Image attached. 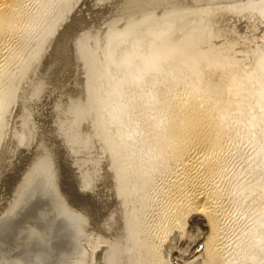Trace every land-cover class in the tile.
<instances>
[{"label": "rangeland", "instance_id": "obj_1", "mask_svg": "<svg viewBox=\"0 0 264 264\" xmlns=\"http://www.w3.org/2000/svg\"><path fill=\"white\" fill-rule=\"evenodd\" d=\"M109 1L111 2V0H100V1L87 0L85 4L89 6L91 5L90 7L92 8H88V6L83 8V12H85L84 19L86 20L82 22L80 21L77 22L76 25L72 27V30L69 28L70 30L68 29L67 32L60 29V27L64 23L63 20L65 19V15L62 14L65 13L66 7L68 6L67 5L68 0H26L24 6L25 9L27 7V10H25L26 12L24 11L25 12L23 15L24 17L21 20L23 29L25 31L24 32L25 35L23 36L17 35V37L15 38L16 40L13 43L14 46H12L13 44H11L10 47L8 48L9 49L8 55L13 56L15 59L13 57H8V55H6L7 57L5 56L4 61L2 62L3 64L0 63V68L1 66L3 67L0 70L1 87L3 85L2 83L5 84L4 80H6L5 78H7L8 70L13 67L14 70H9V73L10 72L13 73V71L17 69L19 70L20 67L19 65L23 61L26 62L27 58L29 60L30 56L34 57L33 54L34 53L36 54L38 52L37 49L39 48V46L42 44L43 41L47 40L51 36L52 32L55 30L54 27H56L60 22L62 24L60 23L58 25V33L61 35L60 38H64L65 40L64 41L61 39L59 43V50L62 56H66L67 58L72 54L71 51H72V45H74V41H76L75 48L77 47L76 49L78 51H80L84 47L89 49L87 50L88 55H90L88 56L89 60L87 61L85 59L84 61V59H82L83 63L81 62L80 65L81 67L80 66L79 67L83 68L86 65L85 68L88 66L90 70L88 68H86L83 71L82 69H80L82 71L81 72L82 75L79 74V77L80 78L86 77L84 78L86 79L85 82L87 81L86 87L88 88L89 93H91V95H93L94 97L95 108L97 109L98 116L99 115L101 116V117L99 116L100 123L104 125L105 128H107L105 129L107 133L104 139L107 140L106 141L107 144H111L110 146L108 145L109 149L112 150V152H114L115 154L114 159H117V160L113 159V163H114L113 167L116 166L114 167L116 174H119L118 176L122 177V179L119 178L120 179L119 181L121 182L120 189H123L124 192L127 190L125 192L126 196L124 198L128 197L127 199L130 204V207H133L131 209L133 210V212L138 213L137 216L139 219L136 224L141 229H140V233L136 235L135 237L136 241L134 243L138 247L142 246L141 248L150 246L148 249H145L146 252L148 251L147 253L149 255L142 250H140L141 252H139L137 255L141 259V262L153 261L152 264L153 263L156 264L155 262L159 261L157 257L161 255L163 257L164 255H166V253L171 248V246L175 245L173 244L174 243L173 236L176 235L177 231H175L174 229L175 227L173 225L174 223H172L173 222L172 219L174 217L173 211H175L174 209L175 205L179 203L180 202L179 199H181L179 195L177 194L173 195V192L171 191L172 187L175 185L174 183V180H176L175 175L181 170V167L179 165H175L174 163L170 164L166 162L167 158H165L164 156L163 157L153 156L155 149L153 148L154 146L152 145L154 144V141L164 140L161 136L162 134L160 133V129H159L161 125H163L164 120L167 117V112L165 110V106L163 105V103L165 104V102L169 101L170 99L172 100L173 98H175L176 99L175 101L177 102L180 100V98L182 100L186 98L187 95L188 96L192 95L193 99L196 98L199 99L201 96L202 98H205L203 102L204 106H206L207 108L208 107L211 108L212 106V109L214 108L213 111H215L214 113L217 115H219V113L225 114L224 129H223L224 135L222 134L223 144L221 145L222 148L220 149L222 153L219 151V156L220 157L222 156V158L218 157L220 159V160L218 159L219 160L218 163L220 162V165H217V169L214 173L215 175L214 176L212 175V178L210 177L209 179L210 181L208 180L206 182L203 181L202 179H199L200 181L195 180L196 184L199 181L198 185H201V187L203 188L206 187L205 189L209 188V190L208 189L207 190L211 192L215 197L218 210L222 213V214L220 213L221 219H224L221 220L223 222V223L221 222L222 223L221 225L223 227L222 233L223 232L225 233L221 234L222 236L220 237V241H221V247L223 248L224 244L226 243L225 247L227 248L226 249L224 247V249L221 250L222 256L225 258H227L228 254L230 257L235 256L234 259L236 260L237 263L234 262V264L235 263L264 264L263 244L254 245L252 248H250L251 247L250 235L256 233L257 231L261 234L262 233L264 234V231L260 232V228L261 231L262 229L264 230L263 228L264 225L263 227H260L259 225L260 222L264 219V104H263L264 94L260 96L258 95L259 97L261 96L263 97L260 98L261 100L257 98L258 96L257 94H255L257 93V90H255L256 89V87H254L255 85L254 84L252 85L253 82L251 83L249 82V85L247 86L248 88L246 87L248 90L247 89L245 90L243 88L233 89L230 87L231 85L230 82L232 80L231 78L234 77V75L236 74L243 75L244 77L248 73H251L250 70L253 69L256 66L255 64H257L256 62H258L257 58L259 56L261 57L264 56L263 54L264 53V37H263L264 15H262L264 14L263 0L252 2L247 5H243V4L217 5V6L209 5V7H211L209 8L210 10L208 9V5H202L199 7L187 5L181 7L157 6V7H144V8H127V9H119L117 6H114V8L116 9H113L114 11L108 10L110 11L108 13L106 12L107 9L105 7L107 5L106 3H108ZM100 3L103 4V6H101ZM233 6L236 7L233 8ZM239 6H241L242 8ZM94 7L95 8L100 7L97 9V11L100 10L101 8L102 9L97 12L96 10H93L95 9ZM237 8H240V10ZM135 9L137 10L135 11ZM193 9L196 11H193ZM231 9H233V11H231ZM253 9L255 10L253 11ZM200 10L203 12H201ZM188 11L190 14L188 13ZM256 11L260 12V14H257L258 12ZM191 12H193L194 14H192ZM99 14H101L102 16ZM191 14L192 16H190ZM196 14L198 15V17H195ZM226 15L229 17V20ZM146 17L148 18L146 19ZM200 17H202V19ZM170 18H172L171 19L172 21H170ZM174 18H177L179 21H180L179 18H181V21L179 22L177 21V19ZM87 19L90 20L87 21ZM92 19H96L97 21ZM182 19L184 21H182ZM210 19L212 20L210 21ZM175 20L178 23H175ZM205 20L208 23H206ZM213 20L215 22H212ZM201 21H203L202 24L200 23ZM161 22L164 23L161 24ZM167 22L172 27L169 24H165ZM80 23L81 24L84 23V24L81 25ZM101 23L102 24L105 23V24L101 26ZM185 23L188 24L190 27H188V25H186ZM192 23L194 25L198 23L200 26L198 27L197 24L195 27ZM204 23L205 26L207 27L209 25L208 30L210 29V31L207 30V27L205 28V26L203 25ZM106 24L108 25L105 26ZM181 24L185 26L183 27ZM90 26L91 28H89ZM97 26L99 28H97ZM164 26H167V28ZM191 27L194 28L192 29ZM93 28L97 31V32L94 31V34L96 32L95 35L93 34V32H90L94 30ZM157 28L158 30L160 28L162 30L158 31ZM195 28H197V31H195L196 30ZM198 28L201 29L203 28V30H205L206 32H204L201 29L200 32ZM81 30H83V32H81ZM86 30L89 31V33L93 34V36L95 37L89 34ZM187 30L189 32H187ZM60 31L61 32L63 31V33H65L66 35L61 33ZM27 32L29 35L27 34ZM162 32L163 34H161ZM82 33L84 34V36ZM195 33L197 34L195 35ZM71 34L74 35V37ZM157 34L159 39L156 37ZM75 35L77 36L78 39L76 38ZM89 35L91 36V38ZM152 35L154 36L151 37ZM153 38L157 39L156 42L158 44L155 43V40L152 41ZM190 38L191 40L195 41V43L193 42V44L197 48L203 49L205 47H212L213 50L217 49V51L222 53V55L226 53L224 56H231L230 58H233V62H230L231 65L218 64L213 66L214 64H211L208 61H204L205 63L203 62L201 67L202 71L203 70L204 71L200 75L201 77L202 76L203 77L202 78L200 77L199 79L195 75L197 69L196 70L188 69V71H186V69H182L181 71L173 72L175 71L173 70V65H178L179 62L184 63L183 61H185V59H188V57L191 56L192 54V51H190V48L192 49L191 45H188V48H186L187 45L182 46L180 44L179 46H181V48H177L180 42L186 40L188 41ZM82 41L85 44L82 43ZM88 41L89 43L90 42L91 43L89 44ZM150 41H152V43ZM86 42L88 47L86 46ZM168 42L169 43L171 42L172 45L169 44ZM153 43L156 45V47L157 46L158 47L157 48L154 47ZM164 44L168 45V47L165 46ZM174 44L177 45L174 46ZM63 46L66 47L64 48ZM63 48L64 49L67 48V49L64 50ZM164 48L168 49L167 53L163 52ZM261 48L263 51L261 50ZM179 49L181 50L183 49V50L179 51ZM186 50H189L190 53H188V51ZM10 51L11 54L13 52L15 54L13 53V55H11ZM63 51L64 54L66 53L67 55H63ZM68 52L71 54H69ZM171 52L173 54H171ZM16 53L17 55L18 54L20 55L16 56ZM177 56L178 57L181 56V57L177 58ZM10 58L11 61L13 59L15 65H13V62L10 61ZM153 59H155V62L161 63L163 68L162 66L160 68L158 67L159 63L157 65H154L153 67L146 65L145 63L146 61ZM157 59L158 61H156ZM16 61L18 62L19 65H17ZM88 62L89 64H87ZM5 63H7L8 65L7 64L5 65ZM83 64L84 66L82 67ZM233 64L235 65V67ZM239 66L241 67L240 69ZM242 69L244 70L242 71ZM23 70L21 68V70L19 72L17 71V73L20 74V72L22 73ZM86 70L90 71V73L89 72L87 73ZM83 72L87 73L86 76ZM136 73L138 74L136 75ZM88 76L90 77L91 80L88 78ZM191 76L192 77L194 76L193 79H191L192 78ZM228 80H230V82H228ZM88 82L92 84L89 85ZM196 82L198 84H196ZM91 89L93 90L92 91L93 94L90 91ZM2 91L3 90L0 91V100H1L0 107H2L0 108L2 111V112L0 111L1 112L0 116L2 114H5L6 112L5 110H7L11 102L10 98L8 99L7 97L4 96L5 95L4 91H3L4 93H1ZM203 91L206 92L204 93ZM209 92L210 94H207ZM152 94H155L157 97L155 101H152L150 99ZM240 94H243V97ZM205 96L207 97V99ZM244 97L246 98V100ZM242 99H244V101ZM206 101H208V104H206L207 103ZM164 114H166V116ZM163 116L165 117L163 118ZM2 119L4 120V117H0V123H1L0 133L4 130V125H3L4 123L1 122L3 121ZM161 122L163 123L161 124ZM160 137L162 139H160ZM120 145L121 147H119ZM46 156L47 154L44 155V157ZM51 157H55V156L51 154ZM163 160L166 162V164H168V166L166 164L162 165V162H164ZM152 161L153 162L156 161V162L154 167L150 168L152 166H150L149 163ZM147 166L149 167L147 168ZM119 169L122 170L119 171ZM37 176L38 178L36 179H38L37 180L38 183H36V188L32 189L31 190L32 192L30 194H33V192H35L34 198L33 200L32 199L31 200L34 201L37 198L40 210L42 209L45 211L42 213L44 214L42 216L39 213V216L41 217L40 218L41 224H43L42 228L45 230V232L47 231L46 232L47 234L44 235L43 238H48L49 240L53 239L55 240L54 242L56 243H58V241H61L62 244L68 242L66 240H69V238L71 240L74 239L75 242L74 240L72 241L73 247L76 248L79 247L78 249L80 250L83 249L84 251L86 250L87 252H92V253H95L97 248L100 249L101 246H102L101 250H103V248L109 245L104 235L98 229H95L96 228L95 225L93 226L91 225L92 227L90 226V228H87L86 226L87 222L81 220V216H79L80 214L77 215L75 213H70L71 215L70 216L67 213H65L63 211L64 208L62 203L63 200H61L62 198L61 199L55 198V195L51 194L52 191L49 189L50 186L43 180V178L45 177L43 176L42 178L39 175ZM144 176L148 177V179L145 182L146 185L144 184L143 186L141 185V182L143 181ZM123 179L125 180V183ZM138 185H141L140 187H142V189L139 188L136 190V188H138L137 187ZM122 186L124 188H122ZM168 187H170L171 189L168 190L169 189ZM39 188H41V191ZM129 194L130 196H132L131 199L130 196H127ZM143 196L145 199L143 198ZM143 199L145 201H143ZM172 199L175 200L172 201ZM132 203H134L133 205H137V206L134 207ZM137 203L140 205V207ZM166 214L167 216H165ZM66 218L68 220H65ZM71 220L74 221L72 222ZM193 223L198 224L195 225L196 227L197 226L198 227L196 228L195 226H191V223L188 224L189 226H186L187 231L185 230L186 236L180 237L181 241L185 239L182 242L188 244L189 243L188 238L193 235H196L199 229L205 230L204 232H207V229H205L204 226V222L196 221ZM70 227L72 229L74 227L73 230L77 231V233L73 232V230ZM48 229L50 230L53 229L54 235H51L53 234V232L50 234L49 232L50 230ZM78 229L82 231L80 232ZM79 234L83 236H80ZM177 235H179V232L177 233ZM77 236L80 238H78ZM221 238L224 239L223 240L224 242L222 241ZM61 239L64 241H62ZM99 249L97 253L100 252ZM150 250L152 251V253L150 252ZM153 253L154 255L155 253H157L155 255V257L157 256L156 259H152L151 257H149L152 256L151 254ZM88 264H100V263L96 260L92 261L90 259Z\"/></svg>", "mask_w": 264, "mask_h": 264}, {"label": "bare ground", "instance_id": "obj_2", "mask_svg": "<svg viewBox=\"0 0 264 264\" xmlns=\"http://www.w3.org/2000/svg\"><path fill=\"white\" fill-rule=\"evenodd\" d=\"M86 1L87 0H68V2H67L68 6L66 7L65 13L62 14V15H65V19L64 20L62 19L64 21V23L60 27V29L67 31L70 28L72 30V27L74 25H76L77 22H79V21L82 22V21L86 20V19H84L85 18L84 17L85 12H83V8H85L87 6H88V8H92V7H90L91 5L89 6V5L85 4ZM88 2H90V1H88ZM263 2H264V0H263ZM25 3H26V0H0V63H2L4 61L5 56L8 55V53H9L8 48L10 47L11 44L14 43L17 35H22V36L25 35L24 34L25 31L23 29L22 21H21L22 18L24 17L23 16L24 13L26 12L25 10H27V7L25 9V6H24ZM87 4H89V3H87ZM106 4H105L106 5L105 8L107 9L106 12L109 13L110 11H114L113 9H116V8H114L115 4L113 3L112 0H111V2L109 1ZM100 5L103 6V4H101V3H100ZM255 6H257V5H255ZM100 7H98V8H100ZM174 7H176V6H174ZM235 7L233 6V8H235ZM239 7H241V6H239ZM98 8H95L93 10L97 11ZM142 8H144V7H142ZM209 8H211V7H209V5H208V9ZM86 9H84V10H86ZM237 9L240 10V8H237ZM88 10H91V9H88ZM100 10H98V11H100ZM108 10H110V11H108ZM136 10L137 9H135V11ZM190 10H191V8H190ZM254 10L255 9H253V11ZM96 11H94V12H96ZM189 11H188V13H189ZM193 11H196V10L193 9ZM229 11H230V9H229ZM231 11H233V9H231ZM160 12H162V11H160ZM178 12H179V10H178ZM201 12H203V11H201ZM256 12H258V11H256ZM260 12H258L257 14H260ZM176 13H177V11H176ZM191 13L194 14L193 12H191ZM207 13H210V12H207ZM192 14L190 16H192ZM99 15H101V14H99ZM103 15H105V14H103ZM108 15H110V14H108ZM111 15H112V12H111ZM149 15H151V14H149ZM212 15H213V13H212ZM262 15H264V14H262ZM200 16H202V15H200ZM168 17H170V16H168ZM195 17H198V15L196 14ZM202 17H204V16H202ZM202 17H200V18L202 19ZM90 18H92V17H90ZM103 18H102V20H103ZM147 18L148 17H146V19ZM215 18H216V15H215ZM224 18H226V17H224ZM171 19L172 18H170V21H172ZM174 19H177V18H174ZM179 19L181 21V18H179ZM88 20H90V19H87V21ZM92 20H96V19H92ZM188 20H189V17H188ZM196 20H198V19H196ZM211 20L212 19H210V21ZM228 20H229V17H228ZM246 20H249V19H246ZM167 21H168V19H167ZM177 21H179V20L177 19ZM182 21H184V20L182 19ZM191 22H193V21H191ZM205 22H206V20H205ZM212 22H215V21L213 20ZM84 23H82V24H84ZM163 23L161 22V24H163ZM175 23H178V22H176V20H175ZM200 23L202 24L203 21H201ZM206 23H208V22H206ZM104 24L101 23V26ZM165 24H169V23L167 22ZM182 24H183V22H182ZM58 25L56 27H54L55 32L53 31L51 36L50 37L48 36L49 38L47 40L43 41L42 44L39 46V48L37 49L38 52L36 51L37 53L36 54L34 53L35 55L32 53L34 57L30 56L29 60L27 58V61L26 62L23 61V62H25V63L22 62L23 64L20 62L21 63L20 65L16 61L17 65L20 66L19 70L17 69L15 71H13V73L12 72L9 73V70H14V68L12 67L13 69L12 68L9 69L7 72L8 73L7 78H5L6 80H4L5 84L2 83L3 84L2 87L0 85V91L3 90L5 92V95L4 94H2V95L7 97L8 99L9 98L11 99L9 107L7 108V110H5L6 111L5 114H2L0 116V117H4V120L2 119L3 121H1L2 123H4L3 124L4 130L1 132L2 134L0 133L1 134V137H0V214L11 219V220H14L17 217V215H19L22 211H24L27 208V206L33 202L32 200L34 198L35 192H33V194H30V193L32 192L31 191L32 189L36 188V183H38V181H37L38 179H36V178H38L37 175L41 176L42 178L44 176L45 178H43V180L50 186L49 189L52 191L51 194H54L55 198H60V199L62 198L61 200H63L62 203H63V208H64L63 211L65 213H67L68 215H70V213H75L77 215L80 214L79 216H81V220L87 222L86 223L87 228H90L91 225L92 226L95 225V227H96L95 229H98L104 235L105 239L107 240L109 245L106 247L104 246L105 248H103V250H101L102 246L100 249L97 248L96 252L94 251L95 253H93L95 255L92 258H90L92 261L96 260L100 264H152L153 261L141 262V259L137 255L139 252H141L140 250L145 251V249H148L150 246L148 245L149 247L146 246L145 248H141L142 246L138 247L134 243L136 241L135 237H136V235H138L140 233V229H141L136 224L138 222V219H139L137 216L138 213L133 212V210L131 209L133 207H130V204H129L128 199H127L128 197L124 198L126 196L125 192L127 190L125 189L126 191L124 192L123 189H120L121 188V185H120L121 182L119 181L120 180L119 178L122 179V177H119L118 176L119 174H116L115 168H114L116 166L113 167V165H114L113 159H114L115 154H114V152H112V150L109 149V146L111 144H107L106 143L107 140L104 139V137H106V133H107L105 129H107V128H105L104 125H102L100 123V120H99L100 115L98 116L97 109L95 108L94 97H93V95H91V93H89L88 88L86 87L87 81L85 82L86 79H84L86 77H83V78L79 77V74L82 75L81 72L83 70H85L86 68H88V66L85 68L86 65L84 66V64L82 65V67L84 66L83 67L84 69L80 68L81 67L80 65H81V62L83 63L82 59H84V61H85V59L87 61L89 60L88 56H90V55H88V51H87L89 49L84 47L85 49L83 48L80 50V48L83 47V46H81L79 48L80 51H78L76 49L77 47L75 48V46H76L75 42L76 41H74V45H72V51L73 50L74 51L73 52L71 51L72 54L68 52L71 55L67 58H66V56H62V54H60V50H59V43H60L61 39L64 40V38H60L61 35L58 33ZM96 25H97V23H96ZM107 25L108 24H106L105 26H107ZM186 25H188V24H186ZM196 25H194V26L196 27ZM203 25L205 26V23ZM98 26H97V28H99ZM199 26L200 25L198 24V27ZM158 27H160V26H158ZM161 27H163V26H161ZM164 27L167 28V26H164ZM188 27H190V26L188 25ZM206 27L207 26H205V28ZM208 27H209V25H208ZM208 27H207V30H208ZM84 28H85V26H84ZM89 28H91V26ZM173 28H175V27H173ZM93 29H90V30H93ZM195 29L194 30L197 31V28H195ZM198 29L200 32H201V30H203V28L202 29L198 28ZM157 30H158V28H157ZM159 30H162V29L160 28ZM165 30H167V29H165ZM181 30H183V29H181ZM26 31H27V29H26ZM94 31H96V30L94 29L93 31H90V32H93V34H94ZM203 31L206 32L205 30H203ZM208 31H210V29ZM211 31H212V29H211ZM81 32H83V30H81ZM87 32L89 33V31H87ZM96 32H95V34H96ZM187 32H189V31L187 30ZM61 33H63V31ZM27 34H28V32H27ZM63 34H65V33H63ZM89 34H91V33H89ZM93 34H91V35L93 36ZM98 34H99V32H98ZM161 34H163V32ZM192 34H194V33H192ZM196 34L197 33H195V35ZM71 35H69V36H71ZM72 36L74 37V35H72ZM77 36H76V38H77ZM83 36H84V34H83ZM153 36L154 35H152L151 37H153ZM93 37H95V36H93ZM156 37L158 38V34ZM59 38H60V40H59ZM90 38H91V36H90ZM83 39H84V37H83ZM183 39H185V38H183ZM67 40H69V39H67ZM154 40H155V43H157L156 42L157 39L153 38L152 41H154ZM190 40H191V38L188 41L186 40L187 42L183 41V42H180L179 44L177 43L178 44L177 48H181V46H179L180 44L182 46L187 45L186 48H188V45H191L192 49L190 48V51H192V54L190 57H188V59H185V61H183L184 63L179 62L178 65H173V63H172L173 70H175L173 72H178V71H181L182 69H186V71H188V69H192V70L197 69L195 75L199 79L201 77L200 76L201 73L204 71V70L202 71V68H201L204 61H208L211 64H214L213 66L218 65V64H222V65L229 64V65H231L230 62H233V58H230L231 56H224L226 53L224 55H222V53L217 51V49L213 50L212 47H205L203 49L197 48L193 44V42L195 43V41H193V40L190 41ZM83 41H82V43H84ZM152 41H150V42L152 43ZM171 42L170 43L168 42V43L171 44ZM175 42H176V40H175ZM77 43H79V42H77ZM88 43H89V41H88ZM177 44H174V46H176ZM164 45L168 47V45H166V44H164ZM12 46H14V44ZM86 46H87V42H86ZM154 47H156L155 44H154ZM257 48H258V46H257ZM66 49H64V50H66ZM167 50H168L167 48H164L163 52L167 53L168 52ZM180 50L181 49H179V51ZM261 50H262V48H261ZM186 51H188V53H190L189 50H186ZM13 53L11 54V51H10L11 55H13ZM165 53H163V54H165ZM157 54H158V52H157ZM171 54H173V53L171 52ZM181 54H182V52H181ZM263 54H262V56H263ZM18 55H20V54H18ZM18 55L16 53V56H18ZM63 55H67V54L66 53L64 54V51H63ZM151 55H154V54H151ZM171 56H173V55H171ZM8 57H13V56L8 55ZM180 57L177 56V58H180ZM181 59H179V60H181ZM238 59H240V58H238ZM257 59H258V62H256L257 63V64H255L256 66L254 65L255 67L250 70L251 73H248L247 75H245V76L249 75L248 77H245V76L243 77V75H237L236 74V75H234V77L231 78L232 79L231 82H230V80H228V82L231 83V85H230L231 88H233V89L243 88L246 90L248 88L247 86L249 85V82L250 83L253 82L252 85L254 84L255 85L254 87H256V89L255 88L254 89L257 90V93H255V94H257V96L264 94V56L263 57L259 56ZM153 60L146 61L145 62L146 65L153 67L154 65H157L159 63V62L158 63L155 62V59H153ZM176 60H178V59H176ZM5 61H6V59H5ZM10 61H11V58H10ZM156 61H158V59ZM11 62H13V65H15L13 59ZM238 63H240V62H238ZM6 64L7 63H5V65ZM87 64H89V62ZM161 66H162L161 63H159L158 67L160 68ZM234 67H235V65H234ZM2 68L3 67L1 66L0 70ZM21 68H22V70L24 69L23 72L22 73L20 72V74L17 73V71L19 72L21 70ZM162 68H163V66H162ZM240 68L241 67L239 66V69ZM80 69H82V71ZM88 69L90 70V68H88ZM243 70L244 69H242V71ZM88 72L90 73V71H87V73ZM83 73L86 76L87 73L86 72H83ZM206 73H203V74H206ZM2 74H4V73H2ZM137 74L138 73H136V75ZM228 76H230V75H228ZM193 77L191 79H193ZM88 78L90 79L89 76H88ZM202 82H203V80H202ZM91 84L92 83H89V85H91ZM196 84H198V83L196 82ZM193 87H195V86H193ZM191 89H193V88H191ZM3 91L1 93H4ZM90 91L92 92L93 90L91 89ZM238 91H240V90H238ZM242 91H244V90H242ZM92 94H93V92H92ZM207 94H210V92ZM240 95L243 97V94H240ZM4 96H2V97H4ZM259 96L257 97L258 99H260L262 97V96L261 97H259ZM150 99L152 101H155L157 99V97L155 94H152ZM173 99L172 100L170 99L169 101L165 102V104L163 103V105L165 106V110L167 112V117L165 118L164 123L161 122V124L163 123V125H161L162 129H161V127L159 129H160V133L162 134L161 136L164 140H155L154 139L155 141H154V144L152 146H154L153 148L155 149L153 156H155V157H157V156L163 157L164 156L165 158H167L166 162H168L170 164L174 163L175 165H179L181 167V170L180 171L178 170L179 172L175 175L176 176L175 177L176 180H174L175 185L172 187V189L170 188L171 186L168 187L169 188L168 190L171 189V191L173 192V195L174 194L179 195L181 197V199H179V200H180V202L182 201L181 203L179 202L180 204L177 203L175 205V208H174L175 211H173L174 217L172 219L173 220L172 223H174L173 225L175 227L174 229H175V231H177V233L179 232V235H177V233H176L177 236L176 235L173 236L174 241L173 240L172 241L174 242L173 244H175V245H172L171 248L166 253V255H164L163 257H162V255L158 256V257L156 256L157 259H159V261H156L155 263L156 264H234V262H236V260L234 259L235 256L230 257L229 254H228L229 258H228V256H227V258L222 256L221 250L224 249L225 244H226V243L224 244L223 248L221 247L220 237L222 236L221 234L225 233V232L222 233L223 227L221 224L223 222L221 220H224V219H221V216H220L221 212L218 210L215 197L213 196V194L211 192L208 191L209 188H207L208 189L207 190V189H205L206 187L203 188V187H201V185H198V183L200 181L199 179H202L203 181L207 182L210 179V177L212 178V175L213 176L215 175L214 173L217 169V165H220V162L218 163V161L220 160L218 157H220L219 151L222 148L221 145L223 144L222 139H223V135H224L223 129H224V115L225 114L219 113V115H217L214 113L215 111H213L214 108L212 109V106H211V108H209V107L207 108L206 106H204L203 102H204L205 98H202V96L199 99H197V98L193 99L192 95H189V96L187 95L186 98H184L183 100L180 98L181 101L179 100L177 102L175 101L176 100L175 98H173ZM206 99H207V97H206ZM242 100L244 101V99H242ZM245 100H246V98H245ZM247 100H248V98H247ZM208 101H206L207 102L206 104H208ZM216 101H217V99H216ZM261 104H262V102H261ZM0 108H2V107H0ZM97 108H98V106H97ZM0 111H1V109H0ZM164 115L166 116V114H164ZM165 116H163V118ZM0 128H1V126H0ZM158 132H159V130H158ZM158 135H160V134H158ZM162 138L160 137V139H162ZM156 139H158V138H156ZM110 143H111V141H110ZM115 146H117V145H115ZM111 147H113V146H111ZM119 147H121V145ZM48 152L50 153V155ZM220 152L222 153V151H220ZM45 154H47V156L48 155L49 156L44 157ZM51 154L55 157H51ZM220 155H222V154H220ZM220 158H222V156ZM114 160H117V159H114ZM155 162L152 161L149 163V165L152 166L150 168L154 167ZM166 162L165 161L162 162V165L166 164ZM166 165L168 166V164H166ZM117 167H119V166H117ZM148 167L149 166H147V168ZM122 169H119V171ZM41 171H43V172H41ZM129 177H131V176H129ZM144 177H143V181L141 182V185H143V186H144L146 180L148 179V177H145V178ZM195 180H199L197 184H196ZM202 180H201V182H202ZM118 182H120V183H118ZM39 183H40V181H39ZM124 183H125V180H124ZM126 185H128V184H126ZM141 185H138L137 186L138 188H136V190L139 188L142 189V187H140ZM123 186H122V188H124ZM203 186H204V184H203ZM127 188H129V187H127ZM39 189L41 191V188H39ZM132 189H134V188H132ZM130 191H131V189H130ZM166 192H168V191H166ZM28 194H30V195H28ZM39 196H41V195H39ZM127 196H130V194ZM139 196H140V194H139ZM131 197L132 196H130V199H131ZM166 197H167V195H166ZM143 198H144V196H143ZM144 199H143V201H145ZM173 200H175V199H172V201ZM50 201H48V202H50ZM176 202H177V200H176ZM133 204L134 203H132V205ZM133 206L135 207L137 205H133ZM139 207H140V205H139ZM163 207H165V206H163ZM39 210H40V208H39ZM134 210H136V209H134ZM43 212H45V211L41 209L39 212L41 216L44 215V214H42ZM55 216H56V214H55ZM165 216H167V214ZM170 217H171V214H170ZM167 219H168V217H167ZM65 220H68V219L66 218ZM71 221L73 222L74 220H71ZM196 221L204 222V226H205V229H207V232H204L205 230L199 229V228H201V227H199L198 233L196 235H193V236L188 238V242H189L188 244L185 242H182L185 239L183 238L184 240L181 241L180 237L186 236L185 235V232L187 231L186 226H189L188 224H190V223H191V226L198 225V224L193 223ZM40 223H41V219H40ZM91 223H93V224H91ZM42 225L43 224H41L42 238H43L44 235L47 234L46 233L47 231L45 232V230L42 228ZM78 225H80V224H78ZM259 225H260V227H263L264 219L260 222ZM202 228H203V226H202ZM73 229H74V227H73ZM224 229H225V227H224ZM48 230H50V229H48ZM78 230L80 231V229H78ZM263 231L264 230L262 229V231H261V228H260V232H263ZM49 232L51 234L53 232V229H51ZM73 232L77 233V231H74V230H73ZM51 235H54V232ZM79 235L83 236L81 234H79ZM47 237H49V236H47ZM53 238H54V236H53ZM78 238H80V237H78ZM78 238H76V239H78ZM46 239H48V238H46ZM73 240H71L69 238V240H66L68 242H66L64 245H68L70 247H73V245H72ZM223 240L224 239H222V241ZM51 241H55V240L51 239ZM62 241H64V240H62ZM250 241H251L250 242L251 243L250 248H252L254 245H259V244H261V245L263 244V246H264V234L263 233L261 234L257 231L256 233H253L250 235ZM58 242L62 244L61 241H58ZM74 242H75V240H74ZM98 249L100 250L99 253H97ZM230 250H231V248H230ZM150 252L152 253L151 250H150ZM225 253H226V250H225ZM156 254L157 253H155V255ZM151 255L152 256H149V257H151L152 259H156L154 253ZM224 256H225V254H224Z\"/></svg>", "mask_w": 264, "mask_h": 264}, {"label": "water", "instance_id": "obj_3", "mask_svg": "<svg viewBox=\"0 0 264 264\" xmlns=\"http://www.w3.org/2000/svg\"><path fill=\"white\" fill-rule=\"evenodd\" d=\"M119 9L232 5L260 0H112ZM95 254L42 238L37 198L14 220L0 214V264H87Z\"/></svg>", "mask_w": 264, "mask_h": 264}]
</instances>
